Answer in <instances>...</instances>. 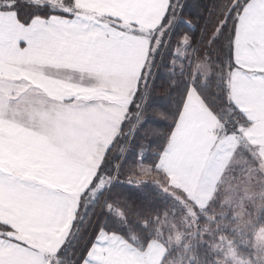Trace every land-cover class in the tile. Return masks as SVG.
<instances>
[{
    "label": "snow or ice",
    "instance_id": "6c2138e0",
    "mask_svg": "<svg viewBox=\"0 0 264 264\" xmlns=\"http://www.w3.org/2000/svg\"><path fill=\"white\" fill-rule=\"evenodd\" d=\"M129 13L135 18L126 20ZM137 37L147 41V48L135 72L129 70V60ZM195 43L218 50L222 55L217 62L230 72L264 78V67L248 64L250 59L264 61V0H0V85L8 78L5 73L30 81L47 77L49 69L69 71L90 80L101 102L123 105L117 134L100 150L89 129L96 100L79 106V123L59 120L58 130L41 133L47 137L44 144L21 133L14 120L5 131L0 97V152L34 166L0 162V192L21 212L48 213L59 238L57 264H102L97 250L103 238L125 231L127 225L117 226L111 215L113 189L121 185L128 167L136 166L132 171L139 180L148 174L145 162L157 170L164 165L189 83L183 78L186 73L177 78L174 61L181 46L196 51ZM133 76L135 87L129 90ZM162 83L167 95H156ZM24 95L10 92L8 99L36 103ZM76 99L69 95L64 103ZM118 145L126 147L116 152ZM154 145L157 150L152 152ZM72 161L92 173L75 197L65 190L69 179L63 175V165ZM134 186L129 182L128 187ZM13 245L35 251L18 238L12 224L0 221V249ZM0 264H6L3 257Z\"/></svg>",
    "mask_w": 264,
    "mask_h": 264
},
{
    "label": "rangeland",
    "instance_id": "374dc122",
    "mask_svg": "<svg viewBox=\"0 0 264 264\" xmlns=\"http://www.w3.org/2000/svg\"><path fill=\"white\" fill-rule=\"evenodd\" d=\"M129 18L126 16V19ZM133 39L135 45L130 53L129 70L138 72L139 64L143 60V52L147 48V41L140 37ZM48 71L47 77L30 81H17L5 73L8 78L0 85V97L4 98L5 104L2 109L6 125L5 131L10 130L7 126L8 121L14 120L16 124L22 126L19 129L21 133L33 136L38 141L47 144V137L41 133L58 130L61 127L58 123L59 120L70 122L75 119L79 123V106L86 103L87 99H94L96 100V107L91 108L92 120L89 129L91 137L99 142V149L102 150L106 146V142L117 134L116 130L122 119L123 105L119 102H101L97 99L98 89L92 85V82L86 77L82 80L80 75L75 72L65 74L64 71L59 73L51 69ZM52 76L58 78L52 79ZM234 81L239 82V88H235L234 91V105L238 101L243 105V107L239 106V109L248 119V123L241 122L238 125L234 122L236 123L234 127H225L217 120L218 118L204 119L199 116L198 112L202 108L196 107L198 103L194 108H186L187 115L191 114V117H199L203 121L197 129H194L195 132H199V135L198 133L196 135L195 132L190 134L189 127L178 129L177 134L174 133L173 137L179 141L180 145L177 146V149L176 144L168 146L170 151L165 156V165L160 168L166 173L171 184L179 190L180 194L184 195V198H180L177 194L174 197L180 202V206L185 207L181 216L187 218V225L195 222L197 210L208 206L215 197L219 204H235L250 196L257 197L258 195L259 206L263 205L264 81H247L245 79L238 81V76H234ZM82 83L89 85V87H82ZM134 87L135 77L133 76L128 89L134 90ZM10 92H14L16 95L24 92L23 99L33 100L36 103L21 104L18 101H10L8 99ZM69 95L77 97L74 104L64 103V98ZM101 103H103L102 108L100 107ZM250 106L253 110V116H248L242 110L248 109ZM257 112L260 114L255 115ZM183 144L186 145L180 147ZM177 150L178 163L175 162L177 154L173 158ZM0 162L18 167H34L26 164L19 157L12 156L11 153L0 152ZM63 167L65 169L63 175L68 177L69 187H65V185H60V187H65L66 191L70 190L75 197L78 192L87 187L88 182L92 179V173L76 161L65 163ZM142 177L146 178V176ZM91 198L92 196L89 194L87 199L90 200ZM72 204L74 207V199ZM15 213L19 214L21 211L15 206L14 201L9 199L4 192H0V221H3V217L13 218V227H20L21 225L16 222V219L20 217ZM117 214L122 215V211L117 210ZM24 217H48V213L32 211L25 213ZM168 220V228L163 226V223L161 229L160 227L158 229L159 239L149 242L150 244L148 243L149 245L145 250L135 246L133 240L127 239L125 241L119 234L109 233L103 238L104 243L101 248L97 250V259L103 260L102 264H163L166 257V252H164L166 247L161 240H178L183 232L182 229H176L172 218ZM40 223L41 221L36 222V224ZM15 234L19 239H22L23 233L16 230ZM225 242L220 248L217 245L215 247L216 249L219 248L216 252L221 258L216 264H264V225L255 231L254 248L248 257L240 255L235 246ZM104 249L107 250V253L100 255ZM160 249H162L161 254L158 251ZM173 250L174 257L165 264H176L175 260L178 255L177 259L183 261L185 254L182 253L184 250L180 251L178 247ZM0 257L5 259L6 264L9 261H16V264H57L55 254L50 260H48L50 255L45 259H38V263L37 257L27 261L28 254H23V249H17L15 245L0 249Z\"/></svg>",
    "mask_w": 264,
    "mask_h": 264
},
{
    "label": "trees",
    "instance_id": "16d2710c",
    "mask_svg": "<svg viewBox=\"0 0 264 264\" xmlns=\"http://www.w3.org/2000/svg\"><path fill=\"white\" fill-rule=\"evenodd\" d=\"M193 47L196 51L184 46L178 51V59L173 65L177 78H180L181 73L187 74L183 78L189 82L188 91L191 87L195 88L206 107L225 127L232 128L236 123H248V119L231 101L230 71L217 62L222 54L199 43L193 44ZM155 94L167 95L166 86L162 83ZM121 147L125 145H118L114 151L119 152ZM156 150L154 145L150 151ZM151 159L155 160V157ZM134 167L136 166L124 170L120 178L121 185L112 192V218L117 226L127 225L123 233L117 234L126 240H133L135 246L145 250L149 242L159 239V227L161 229L164 223L163 226L168 228V219L172 218L176 229H182L183 232L178 240H161L166 247L163 264L174 257L173 249L176 247L180 251L184 250L182 254H185L183 261H179V255L177 256L176 264H216L221 259L217 254L218 249L225 241L235 246L240 255H251L255 244V231L264 225V199L260 207L258 195L235 204H219L215 197L208 206L196 208L199 209L196 221L187 225V218L181 216L185 207L180 206V202L174 197L177 194L184 198V195L171 184L166 173L145 162L143 167L148 169V174L144 175L146 178L137 180L132 171ZM129 182L138 187H128ZM117 210H121L122 215L117 214ZM216 245L218 249L215 248Z\"/></svg>",
    "mask_w": 264,
    "mask_h": 264
},
{
    "label": "crops",
    "instance_id": "0c3cea01",
    "mask_svg": "<svg viewBox=\"0 0 264 264\" xmlns=\"http://www.w3.org/2000/svg\"><path fill=\"white\" fill-rule=\"evenodd\" d=\"M107 10L111 11L112 9H107ZM120 14L121 15H125V13H123V12H121ZM126 16L130 17L129 19L135 18L130 13L127 14ZM248 64L253 69H259L261 67H264V61H260V60H251L250 59V60H248ZM64 73L68 74V73H73V72L64 71ZM234 76H238V81H240L241 79H245L247 81L248 80H261V81H264V78H261L259 76L253 77L252 72L244 73V72H238L235 69H233L230 72V76H229L230 98H231V101H232L233 104H234V91H235V88L236 89L239 88L238 87L239 86L238 85L239 82L234 81ZM234 84H235V86H234ZM261 86H262V84L260 85V87ZM197 103H198V105L196 107L199 108V109L202 108L198 112L199 116L203 117L204 119L213 118V117L217 118L206 107V105L204 104L203 99L201 98L200 94L195 90V88L191 87L189 89V91H188L187 99L185 101L183 112H182L181 117H180L179 126L176 129L175 134H177L178 129H181V127H183V128L189 127L190 128V134L191 133L193 134V132H195L194 129H197V127L200 126V124L203 122L199 117H197V118L195 116L191 117V114L187 115L186 111H185L186 108H191V107L194 108V106ZM235 105H237L238 108H239V106L243 107V105L241 103H239V101ZM242 110H244L248 116H253L252 115L253 110H252L251 106L248 109H242ZM256 114H260V113L257 112V113H255V115ZM197 133L199 135V132H195L196 135H197ZM171 144H176V149H177V146L180 145L179 141H176L174 139L173 134H172ZM186 144H183L180 147H183ZM226 144L228 145L229 143L227 142ZM176 154H177V157L175 159V162L178 163V161H177L178 156H179L178 155V150L173 155V158L176 156ZM164 165H165V163H164ZM163 167L164 166H162V168ZM16 215L20 217V218L16 219V222L18 224H20L21 226L20 227L14 226L15 231L17 230L18 232L23 233L22 240H24L28 245H31V247L33 249H35V251H28V250H24L23 249V254L24 253L28 254L27 261L29 259L33 258V257H37V263H38V259H40V258L45 259L49 255H50V258L48 260H50L53 257V254H55V249L59 246V238H58V236L56 235V232H55L56 226L49 222L48 217H37V218H25L24 217L23 218V216L25 215L24 212H21V213L16 214ZM19 219H22V220H19ZM12 220H13V218H5V217H3V221H5L6 223L12 224V222H13ZM37 221H41V223L40 224H36ZM64 227H67V225L65 224ZM61 230H63V229H61ZM124 240L126 241V239H124ZM123 243L125 245H127L125 242H123ZM158 251H159L160 254L162 253V249H160ZM106 253H107V250L104 249L101 252L100 255H103V254H106ZM39 264H45V263H39Z\"/></svg>",
    "mask_w": 264,
    "mask_h": 264
}]
</instances>
